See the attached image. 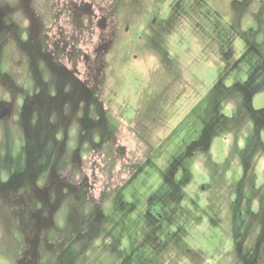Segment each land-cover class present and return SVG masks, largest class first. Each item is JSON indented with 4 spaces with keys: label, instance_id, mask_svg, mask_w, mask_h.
Instances as JSON below:
<instances>
[{
    "label": "rangeland",
    "instance_id": "374dc122",
    "mask_svg": "<svg viewBox=\"0 0 264 264\" xmlns=\"http://www.w3.org/2000/svg\"><path fill=\"white\" fill-rule=\"evenodd\" d=\"M0 264H264V0H0Z\"/></svg>",
    "mask_w": 264,
    "mask_h": 264
}]
</instances>
